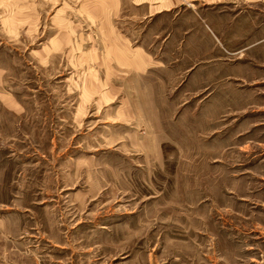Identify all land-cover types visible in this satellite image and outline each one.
Here are the masks:
<instances>
[{
	"label": "rangeland",
	"instance_id": "1",
	"mask_svg": "<svg viewBox=\"0 0 264 264\" xmlns=\"http://www.w3.org/2000/svg\"><path fill=\"white\" fill-rule=\"evenodd\" d=\"M0 264H264V0H0Z\"/></svg>",
	"mask_w": 264,
	"mask_h": 264
},
{
	"label": "crops",
	"instance_id": "2",
	"mask_svg": "<svg viewBox=\"0 0 264 264\" xmlns=\"http://www.w3.org/2000/svg\"><path fill=\"white\" fill-rule=\"evenodd\" d=\"M210 1V0H209Z\"/></svg>",
	"mask_w": 264,
	"mask_h": 264
}]
</instances>
